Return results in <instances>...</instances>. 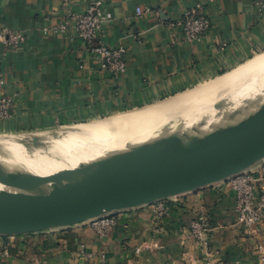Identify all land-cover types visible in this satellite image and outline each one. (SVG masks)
<instances>
[{
	"label": "crops",
	"instance_id": "obj_1",
	"mask_svg": "<svg viewBox=\"0 0 264 264\" xmlns=\"http://www.w3.org/2000/svg\"><path fill=\"white\" fill-rule=\"evenodd\" d=\"M61 1L0 0V29L28 35L14 49L0 41V97L15 95L11 116L0 120V133H41L129 113L197 89L264 52V10L252 0H104L111 18L101 37L127 48V70L111 74L73 27L43 31L65 19ZM70 1L83 10L91 0ZM197 3L211 28L187 41L170 23ZM166 201L171 213L159 224L153 206L126 211L106 240L88 223L0 238V246L10 250L0 264H204V250L189 234L200 205L210 215L216 264H260L264 220L252 233L237 222L230 182ZM83 246L91 255L80 252Z\"/></svg>",
	"mask_w": 264,
	"mask_h": 264
},
{
	"label": "water",
	"instance_id": "obj_2",
	"mask_svg": "<svg viewBox=\"0 0 264 264\" xmlns=\"http://www.w3.org/2000/svg\"><path fill=\"white\" fill-rule=\"evenodd\" d=\"M262 103L264 76L214 123L124 158L26 172L0 162V235L89 223L259 167L264 126L254 124L252 117Z\"/></svg>",
	"mask_w": 264,
	"mask_h": 264
},
{
	"label": "bare ground",
	"instance_id": "obj_3",
	"mask_svg": "<svg viewBox=\"0 0 264 264\" xmlns=\"http://www.w3.org/2000/svg\"><path fill=\"white\" fill-rule=\"evenodd\" d=\"M263 76L264 54L158 108L120 114L95 125L12 133L0 138V162L26 172L124 158L214 123L237 96ZM253 110L252 122L264 126V103Z\"/></svg>",
	"mask_w": 264,
	"mask_h": 264
},
{
	"label": "built area",
	"instance_id": "obj_4",
	"mask_svg": "<svg viewBox=\"0 0 264 264\" xmlns=\"http://www.w3.org/2000/svg\"><path fill=\"white\" fill-rule=\"evenodd\" d=\"M257 8L264 10V0H252ZM61 11L64 20L58 24L43 27L44 32L63 33L73 27L78 36L86 43L89 50L100 60L103 70L111 74H122L127 70L125 45L112 46L102 39L101 33L104 23L111 18L106 12L104 0H91L83 10H76L70 0L61 1ZM136 13L141 15L143 10L137 7ZM212 21L207 15L201 3L195 4L186 10L180 17L171 21L170 26L180 30V35L187 41L199 38L211 28ZM27 32L14 30L8 26L0 29V41L8 48H18L27 39ZM95 40H99L95 44ZM14 94H4L0 97V120L8 119L10 107L14 101ZM234 190V208L237 214V222L243 226L248 233L256 230V227L264 220V162L257 168L242 172L231 179ZM171 210L166 200L155 203L153 214L157 224L169 216ZM118 222V215L104 216L89 222L90 228L101 240H106L111 230ZM211 220L208 209L200 205L195 213L189 227V234L195 238L197 244L204 250V264H216L214 252L211 249L210 231ZM260 264H264V240L257 245ZM80 252L88 254L84 246ZM140 248L137 249V253ZM10 255L9 247L0 246V259ZM104 259L105 255L102 254Z\"/></svg>",
	"mask_w": 264,
	"mask_h": 264
},
{
	"label": "rangeland",
	"instance_id": "obj_5",
	"mask_svg": "<svg viewBox=\"0 0 264 264\" xmlns=\"http://www.w3.org/2000/svg\"><path fill=\"white\" fill-rule=\"evenodd\" d=\"M262 54H264V52H262V53H260V54H257L256 56H255V58H257V57H259V56H261ZM226 75V74H225ZM225 75H223V76H225ZM223 76H221V77H223ZM221 77H219V78H221ZM219 78H217V79H219ZM216 79V80H217ZM216 80H214V81H216ZM213 81V82H214ZM210 82H212V81H210ZM209 82V83H210ZM212 82V83H213ZM205 84H207V83H205ZM205 84H203V85H205ZM202 85V86H203ZM192 91V90H191ZM190 92V91H189ZM188 93V92H187ZM183 95V94H182ZM181 95V96H182ZM177 97H180V96H177ZM176 97V98H177ZM175 98V97H174ZM173 99V98H172ZM172 99H170V100H172ZM170 100H165V101H163V102H161V103H158V104H154V105H151V106H147V107H144V108H141V109H138V110H135V111H132V112H142V111H145V110H148V109H154V108H158V107H160V106H162V105H164L165 103H167L168 101H170ZM127 112H129V111H127ZM132 112H129V113H132ZM124 113V112H123ZM126 114V113H125ZM109 118H111V117H109ZM109 118H105V119H102V120H98V121H94V122H91V123H85V124H71V125H65V126H63V127H58V128H55V130H50V131H57V130H62V129H68V128H74V127H81V125L82 126H89V125H95V124H97V123H100V122H102V121H105V120H107V119H109ZM13 132H9V133H0V138H7V137H10L11 135H9V134H12ZM29 134H31V133H29ZM231 179L232 178H229V179H227V180H225V181H221V182H218V183H214V184H212V185H209V186H214V185H218V184H224V183H228V182H231ZM209 186H207V187H209ZM154 205H155V203H153V204H147V205H142V206H139V207H136V208H133V209H130V210H126V211H131V210H140V209H144V208H146V207H149V206H153L154 207ZM126 211H122V212H119V213H117L116 215H118V216H120L121 214H123L124 212H126ZM89 224V223H88ZM66 229H69V227H60V228H55V229H50V230H48V232H52V233H55V232H63V230H66ZM44 232V231H43ZM40 233V232H39ZM29 234H32V233H29ZM15 235H17V236H21V234H8V235H0V238L1 239H4V238H8V237H14ZM23 235V234H22ZM27 235V234H26Z\"/></svg>",
	"mask_w": 264,
	"mask_h": 264
}]
</instances>
